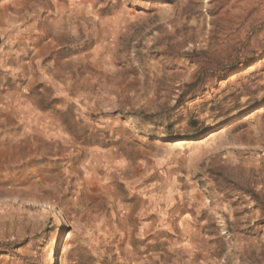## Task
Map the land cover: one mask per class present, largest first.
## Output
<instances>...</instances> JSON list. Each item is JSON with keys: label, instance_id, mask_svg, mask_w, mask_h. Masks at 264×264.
Returning a JSON list of instances; mask_svg holds the SVG:
<instances>
[{"label": "rangeland", "instance_id": "374dc122", "mask_svg": "<svg viewBox=\"0 0 264 264\" xmlns=\"http://www.w3.org/2000/svg\"><path fill=\"white\" fill-rule=\"evenodd\" d=\"M0 264H264V0H0Z\"/></svg>", "mask_w": 264, "mask_h": 264}, {"label": "bare ground", "instance_id": "6f19581e", "mask_svg": "<svg viewBox=\"0 0 264 264\" xmlns=\"http://www.w3.org/2000/svg\"><path fill=\"white\" fill-rule=\"evenodd\" d=\"M180 143H183V142H180Z\"/></svg>", "mask_w": 264, "mask_h": 264}]
</instances>
